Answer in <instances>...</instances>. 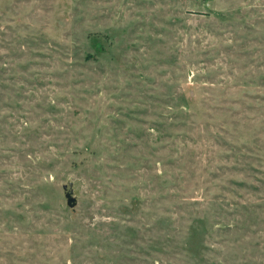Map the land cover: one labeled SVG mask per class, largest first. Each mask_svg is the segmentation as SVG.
I'll return each mask as SVG.
<instances>
[{
	"label": "rangeland",
	"instance_id": "rangeland-1",
	"mask_svg": "<svg viewBox=\"0 0 264 264\" xmlns=\"http://www.w3.org/2000/svg\"><path fill=\"white\" fill-rule=\"evenodd\" d=\"M0 264H264V0H0Z\"/></svg>",
	"mask_w": 264,
	"mask_h": 264
},
{
	"label": "water",
	"instance_id": "water-1",
	"mask_svg": "<svg viewBox=\"0 0 264 264\" xmlns=\"http://www.w3.org/2000/svg\"><path fill=\"white\" fill-rule=\"evenodd\" d=\"M65 196H66V198H67V203H68L69 205H73V204H74V200H73V198L69 195V193H66Z\"/></svg>",
	"mask_w": 264,
	"mask_h": 264
}]
</instances>
